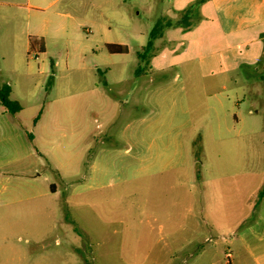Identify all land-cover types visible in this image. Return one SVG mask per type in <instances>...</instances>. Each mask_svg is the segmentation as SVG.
I'll return each mask as SVG.
<instances>
[{
	"label": "rangeland",
	"instance_id": "obj_1",
	"mask_svg": "<svg viewBox=\"0 0 264 264\" xmlns=\"http://www.w3.org/2000/svg\"><path fill=\"white\" fill-rule=\"evenodd\" d=\"M196 1L0 0V86L22 108L0 105V264L241 252L264 218V80L203 78V46L186 53L176 25ZM159 16L173 26L135 75Z\"/></svg>",
	"mask_w": 264,
	"mask_h": 264
},
{
	"label": "crops",
	"instance_id": "obj_2",
	"mask_svg": "<svg viewBox=\"0 0 264 264\" xmlns=\"http://www.w3.org/2000/svg\"><path fill=\"white\" fill-rule=\"evenodd\" d=\"M183 1L182 7L193 2ZM201 1V23L185 33V43L186 53L203 46V78L232 80L230 75L247 70L256 80H264V0ZM160 19L159 16L157 21ZM238 249L241 252H226L227 264H264V218L256 219L243 232L238 238Z\"/></svg>",
	"mask_w": 264,
	"mask_h": 264
},
{
	"label": "trees",
	"instance_id": "obj_3",
	"mask_svg": "<svg viewBox=\"0 0 264 264\" xmlns=\"http://www.w3.org/2000/svg\"><path fill=\"white\" fill-rule=\"evenodd\" d=\"M202 1L198 0L196 1L197 6L199 7L200 3ZM190 6H188L189 8ZM192 14L196 15V18H199V15L197 14V10L196 12L194 11H189L188 16H183L182 19H180V21L177 22L176 25H182L184 27L185 30H189L191 28V24L188 22V19L190 16H194ZM173 25H171V23H169L167 20L165 19H160L158 20L154 27L152 28V30L149 32L148 34V39H147V43L145 46L142 47V52H138L137 53V60H138V64L135 70V75L141 72V63L146 61L149 56L155 51V42L157 41V39L160 38V34H161V28H168L171 27ZM106 50L110 53V54H123L127 52V47L124 45H117V44H106L105 45ZM10 94H11V90L9 88V86L7 85H2L0 86V105L3 107L4 111L14 115L18 112L21 111V105L15 101L12 100L10 98ZM29 138L31 139V136H29ZM264 198V189H262L259 194H258V200L260 201V199Z\"/></svg>",
	"mask_w": 264,
	"mask_h": 264
}]
</instances>
